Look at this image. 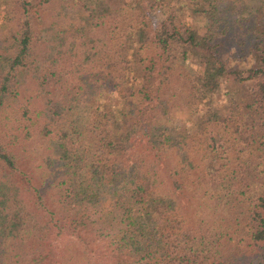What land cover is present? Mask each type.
<instances>
[{
    "label": "trees",
    "instance_id": "16d2710c",
    "mask_svg": "<svg viewBox=\"0 0 264 264\" xmlns=\"http://www.w3.org/2000/svg\"><path fill=\"white\" fill-rule=\"evenodd\" d=\"M0 9V264H264V0Z\"/></svg>",
    "mask_w": 264,
    "mask_h": 264
},
{
    "label": "rangeland",
    "instance_id": "374dc122",
    "mask_svg": "<svg viewBox=\"0 0 264 264\" xmlns=\"http://www.w3.org/2000/svg\"><path fill=\"white\" fill-rule=\"evenodd\" d=\"M150 18L153 21L157 20V14H150ZM4 21L2 17V11L0 9V22ZM224 45L222 47V54L227 59L228 63L231 65H237L239 63H243V65H246L248 63V55L244 56L243 61H239V56L243 55L246 51V46L248 44V40L243 38L241 35V30H233L230 32H227V34H224ZM238 40L242 42L241 47L238 45ZM5 49V44L0 41V50ZM27 87V85H26ZM141 112V110L138 111V114ZM147 112H144V114ZM81 114V113H79ZM30 145H23L20 146L18 149L15 150L16 158H17V164L20 168V176L13 175L12 180L15 182V185L18 186V192L22 196L23 199H25L29 194V186L28 185H34L36 182V177L33 174V170L31 168L32 163L37 158L35 151H33ZM180 204L181 205H188V202L185 198H180ZM246 251H250L251 248L245 247Z\"/></svg>",
    "mask_w": 264,
    "mask_h": 264
}]
</instances>
